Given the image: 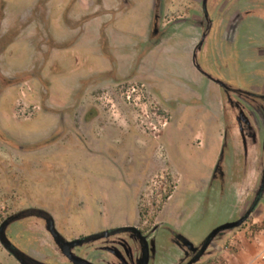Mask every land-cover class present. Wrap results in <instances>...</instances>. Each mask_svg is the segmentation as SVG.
Instances as JSON below:
<instances>
[{"label":"rangeland","instance_id":"1","mask_svg":"<svg viewBox=\"0 0 264 264\" xmlns=\"http://www.w3.org/2000/svg\"><path fill=\"white\" fill-rule=\"evenodd\" d=\"M126 1L130 8H125L124 0H0V226L14 214L39 209L53 216L61 234L69 240L109 226L135 225L148 231L164 221L161 211L180 185L176 202L185 200L182 232L200 245L215 229L237 220L251 201V192H241L221 181L204 191L198 187L205 163L194 150L199 141H206L205 153H210L209 135L214 128L205 109L212 106L208 87L212 82L207 79L202 85L189 84L201 94V100L180 97L176 101L172 92L178 78L173 67H159L167 74L162 88L153 82L148 87L141 78L130 77L131 55L127 48L121 52L113 43L104 47L111 59L110 64L106 61L111 76L92 73L96 68L93 56L99 53L95 46L100 42L99 17L110 20L106 25L110 31L115 28L130 43L147 39L150 25H146L145 13L152 12L153 0ZM181 1H176L170 13L166 4L165 16H177ZM86 23H90L89 76L80 71L85 65L81 53L73 56L67 52L77 47L75 43L85 33L83 27L79 28ZM144 28V37L128 33ZM193 35L189 27L172 28L163 39L175 49L165 59L177 62L182 54L179 41ZM201 53L197 57L199 65ZM6 79L15 85L6 87ZM79 105L83 107L77 110ZM165 108L171 109L175 118ZM89 115L95 120L86 126L82 120ZM168 120L170 126L164 128ZM60 124L67 134L33 151L56 137ZM199 129L207 133V138L195 137ZM88 135H92L90 139ZM259 140L262 165L264 135ZM20 146L30 151L23 152ZM190 155L198 158L190 159ZM235 155L243 169L238 170L240 175L234 173V178L248 179L245 149L230 137L225 152L228 167ZM37 238L42 244L46 242L41 234ZM120 241L127 244L124 247L128 251L141 254L135 237L117 235L111 245L116 247ZM53 246L58 261L66 264ZM104 246L100 241L94 249ZM38 247L35 244L27 249L35 256ZM221 247V252L199 264H264V203ZM183 255L165 230L151 264H183L187 261ZM100 256L114 259L104 250ZM0 264H19L1 243Z\"/></svg>","mask_w":264,"mask_h":264},{"label":"flooded vegetation","instance_id":"2","mask_svg":"<svg viewBox=\"0 0 264 264\" xmlns=\"http://www.w3.org/2000/svg\"><path fill=\"white\" fill-rule=\"evenodd\" d=\"M176 1L153 0L150 30L146 42H131L129 46H120L121 52L127 48L126 50L131 55L133 64L130 77L135 78L139 75L145 57L161 43L159 41L163 40L172 28H194L198 32V42H201L206 35L200 51L202 52L201 65L198 63L199 69L196 70L205 79L210 78L208 80L215 84L218 81L224 82L228 87L229 94L239 96L246 104L262 105L264 103V0H182L179 2L177 16H168V14L165 16V5L167 4L168 13H170L169 11ZM157 15L160 16L158 21L156 20ZM157 23H159L160 36L153 34L154 25ZM103 54L105 59H108L104 48ZM142 73L145 74V70ZM246 79L248 80L247 84L245 83ZM4 84L8 88L15 85L14 82L7 81V79ZM147 85L150 87L149 83ZM82 107V105L77 106V110ZM36 114L40 115V112ZM94 120L89 115L84 117L82 122L84 125L90 126ZM59 127L56 137L35 146L33 151L47 147L63 138L68 130L63 129L61 124ZM92 135L96 136L97 134L93 133ZM91 136L88 135V139ZM18 149L23 152L30 151L29 148L22 146ZM18 214H22L21 219L12 223L6 231L9 241L23 253L37 258L45 264H59L61 260L58 261L54 252L53 245L55 244H53L54 240L48 231L46 216L39 213V209L24 210L12 216ZM57 229L62 233L58 227ZM148 231L143 230L142 232L147 233ZM39 234L43 235L46 241L44 244L38 240ZM35 244H38L39 247L34 256L29 253L30 249L27 248L35 246ZM43 246L46 251L43 250ZM51 259L52 261H50Z\"/></svg>","mask_w":264,"mask_h":264},{"label":"water","instance_id":"3","mask_svg":"<svg viewBox=\"0 0 264 264\" xmlns=\"http://www.w3.org/2000/svg\"><path fill=\"white\" fill-rule=\"evenodd\" d=\"M124 4L126 5L125 8H130V6L127 5L126 0H124ZM84 14L86 15L87 13H80V15ZM159 19L160 16L157 15L156 20L158 21ZM109 21L110 20H105L104 17L98 18L97 25L99 29L98 32H100L99 39L101 43L98 42L95 46H100L102 49L106 47L107 49V45H111L113 43V46H118L120 48L121 45L119 42H106V40L111 41L114 37V33L117 32L115 28L110 31V29L106 26L107 23L109 24ZM158 24L159 23L154 25V36H160ZM89 26L90 23L83 24L79 30L83 27L84 30L85 28H88L89 31ZM72 29L74 30V28ZM101 32L103 35H101ZM205 38L206 35L203 40H205ZM203 40L198 44L193 55V64L196 69H199L197 57L204 45ZM106 61L110 64L111 59H106ZM110 71H112V69L108 68L105 72L101 74H95V76L100 75V77L105 78L111 76L108 74ZM202 73L204 74V72ZM105 74H107V76H105ZM217 84L223 91V113L221 117L224 124L223 141L217 163L211 173L209 181L203 186V188L199 187V189L201 191L210 189L211 185L215 181H221V183L227 184L231 188L241 189V192H251L253 195L252 199L250 202H247L243 208V211L238 215V219L228 222L215 229L200 245H195L187 236L184 235L182 232V224L178 228L165 221L157 223L147 233H143L135 225L109 226L85 237L69 240L59 232L53 216L44 210H39V213H42L46 216L48 231L52 235V238L55 242V246L57 248L56 251L64 256V258L67 260L66 264H151L152 255L157 254L158 239L160 238V234L165 230L170 232L172 244L183 251V256L186 257L187 260L183 264L203 263L204 261H207L211 257L215 256L217 253L221 252V243L225 242L236 231L245 226L248 221L251 220L252 217L259 211L261 205L264 203V157L263 163L261 165V158L259 157L260 153L258 151L260 147L259 137L264 135V105H248L239 96L230 95V92L227 89L228 87L224 82L218 81ZM230 137H233V140L236 141V144L238 143L239 146L243 145L245 149L246 161L244 162L246 163L247 170L249 171L248 179H244L242 181L239 180L238 175L240 174H238V170L243 169V167H239L240 165L236 161V155L231 157L232 159L230 162V167L225 164V152L228 145V139ZM234 173L238 174L235 178ZM181 210L182 207L179 212L180 222L182 217L181 215H183L181 214ZM21 217L22 214L12 216L1 224V245L16 259L19 264H45L37 258L29 256L17 249L7 238L6 231L8 227L12 223L20 220ZM122 234L133 236L135 239H137V241H139L142 247L141 254L139 253L140 251L138 253L134 252V254L132 251H128L124 247L127 245L125 242L120 241L119 245H116V247L111 245V239L114 236ZM100 241L105 243L106 246H104L102 249H94L95 244ZM109 245H111V247ZM118 248H124V251L120 252ZM99 250H104L106 254L114 256L115 260L102 258L100 256L101 251ZM117 261H119V263ZM59 264L65 263L64 261H60Z\"/></svg>","mask_w":264,"mask_h":264},{"label":"crops","instance_id":"4","mask_svg":"<svg viewBox=\"0 0 264 264\" xmlns=\"http://www.w3.org/2000/svg\"><path fill=\"white\" fill-rule=\"evenodd\" d=\"M146 14V25L150 23V13ZM146 28V26H145ZM145 28L144 29H136V31L128 32L131 35L144 37L145 34ZM57 29V28H56ZM193 30V37L186 39L184 41H179V51L182 53L180 55V58L177 62L173 61L172 59L168 60L165 59L166 56H168L175 47H171L169 45H166L167 42L165 40H161V42L157 47L153 49L152 52H150L144 59V61L141 64V69L139 71V75L133 79L141 78L145 84H148L149 82L156 83V86L158 88H162V83H166L165 80L167 78V74L164 70H160L159 67L161 65H170L174 68L175 74L178 78V81L174 82V85L176 87L175 91L172 92L173 96H175V100L179 101L178 99L180 97L188 98L189 100H201L203 97L198 92L192 90L189 86V84H199L202 85L206 82L207 79H205L204 76H202L195 68L193 64V55L196 50V47L200 42H198V32L196 29L191 28ZM125 31V30H122ZM127 32V31H125ZM122 32V33H125ZM117 34V32L114 33V37L111 40V42H119L121 46L130 45L129 41L127 39L121 37ZM89 31L88 28H85V33L83 34L81 40L77 41L75 43L77 47L67 49V52L71 51L73 56L77 55L78 53H81V62L85 65L82 66L81 70L82 72L87 73V76L90 75V59L91 54L89 50ZM129 42V43H128ZM146 42V40L142 41ZM79 47L82 48L80 51ZM94 47V46H93ZM87 48V49H86ZM98 52L96 56H93V61L96 63V68L92 73L95 74H101L107 70L106 67V59L103 54L102 47L98 46ZM79 55V54H78ZM74 62L78 61L77 59L73 60ZM143 70H145V74H143ZM210 81V80H209ZM212 82V81H210ZM210 90V97H211V107L208 109L206 108V114L210 115L209 122H211L212 127L214 130L209 135V141L211 144L210 153L206 154V141H199V144L196 149L194 150V154L201 157L203 162L205 163L204 171H203V177L198 182L200 188H203V186L209 181V178L211 176V173L217 163V159L219 157L220 149L222 146L223 141V135H224V124L222 122V113H223V91L219 87V85L215 84L214 82L210 83L208 85ZM177 103V102H176ZM168 111H171L169 108H165ZM174 115V118L176 114L172 112ZM172 118V117H171ZM171 120V119H170ZM170 120H168L165 123L164 128H168L170 126ZM202 129H199L197 133L195 134V137L198 139L207 138V133L205 131H201ZM189 131V130H188ZM184 136H188L187 131L183 132ZM194 135V134H193ZM190 136V135H189ZM191 158H198L197 156H191ZM192 184V183H190ZM180 192V185H178L175 188V191L173 194L169 197L167 202L165 203L161 215H163L164 221L168 222L176 227L181 226V222L179 220V212L182 207V203L184 200H179V202H176L177 195ZM176 202V203H175ZM156 225V224H155ZM154 225V226H155Z\"/></svg>","mask_w":264,"mask_h":264},{"label":"built area","instance_id":"5","mask_svg":"<svg viewBox=\"0 0 264 264\" xmlns=\"http://www.w3.org/2000/svg\"><path fill=\"white\" fill-rule=\"evenodd\" d=\"M209 264H216L215 262H211V263H209Z\"/></svg>","mask_w":264,"mask_h":264}]
</instances>
